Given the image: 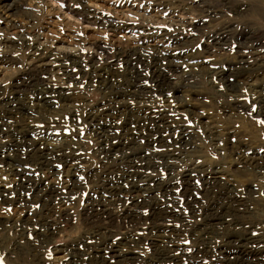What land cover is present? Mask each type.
<instances>
[{
	"label": "rangeland",
	"instance_id": "rangeland-1",
	"mask_svg": "<svg viewBox=\"0 0 264 264\" xmlns=\"http://www.w3.org/2000/svg\"><path fill=\"white\" fill-rule=\"evenodd\" d=\"M18 1L17 13L0 9V101L18 99L24 113L14 110L7 118L0 106V120L3 127L15 134L28 133L30 141L28 148L15 153L9 146L13 137L0 132V264H68L69 248L90 241L94 246L114 243L118 254L134 259L127 260L128 264L146 261L152 264L155 256L150 243L161 244L165 250L169 247V251L175 248L177 264H214L208 258L192 259L196 244L189 234L202 224V212L210 201L202 195L198 180L192 182L189 190L194 210L185 205L179 189L166 199L157 196L159 202L166 201L165 204L180 216L166 223L174 237L163 231L157 236L147 234L144 225L149 222L142 225L134 220L132 227L128 222L114 219V225L109 228L110 241L106 235L97 238L100 240L90 238L98 228L90 225V220L96 224L109 220L108 215L98 214L96 219L88 216L90 193H96L95 189L91 191L88 176H97L104 161H117L124 155L104 156L101 152L105 137L109 142L107 150L117 145L119 138L115 136L121 134L120 129L98 138L100 130L86 119L90 110L104 100L131 104L138 112L148 110L166 115L172 135L179 128L185 129L190 144L176 151L178 155L171 162L175 173L178 175L193 165L210 168L207 178L218 183L221 190L243 198L251 213L245 219L258 228L257 235L264 239V118L258 115L264 111V72L257 77L235 79L231 89L217 75L220 66L237 62L238 56L248 64H255L256 59L264 61V0H181L179 3L163 0L173 5L169 7L173 9L160 12L154 11L150 0ZM180 13L189 21L193 19L195 31L182 27L178 30L186 57L169 59L162 52L155 54L156 48L153 49V42L146 34L174 32L171 21ZM101 20H109L118 28L105 27ZM124 24L128 27L120 28ZM216 34L222 36L218 37L219 45L207 39ZM39 42L50 50L72 51L78 55L79 64L72 66L65 60L62 62L67 63L63 64L51 58V66L45 71L29 70L35 56L34 46ZM94 44H98L97 49ZM162 47L169 49L166 45ZM91 50L95 55L92 60L87 57ZM156 56L161 58L160 62ZM108 65H114L117 82H129L125 89L132 93L130 97L118 98L104 82L92 79L95 68L98 71ZM171 66H175V71H168ZM126 72H131L132 77L127 78ZM47 84L50 90L46 89ZM173 84L178 91H171ZM161 86L170 88L160 91ZM38 92L50 96L47 105L37 101ZM234 105L237 107H230ZM114 120L115 127L122 126L121 119ZM141 132L144 140L136 142L135 150L144 153L146 165L157 166L156 171H146L145 176L156 175L163 182L170 180L178 187V179H170L166 164L158 157L173 149L164 146L171 133H164L161 145L147 146L145 139L149 133ZM39 148L46 150L52 164L48 162L41 167L42 160L34 155L33 163L23 162ZM237 151L243 152L238 155ZM246 152L249 153L246 155ZM254 152L261 157L255 165L240 158L243 154L250 157ZM66 158L76 159L72 163H61V159ZM73 179L78 180L80 188L70 194ZM52 190L65 196L64 202L59 197L43 201L44 193ZM125 190L119 195L122 202L138 201L145 194ZM116 208L120 209L121 205ZM140 211L146 212L145 209ZM216 233L211 241L224 235L225 229L219 228ZM163 235L172 240H166ZM124 239L125 244H118ZM76 250L73 264H88L91 257L88 249L80 246ZM106 260L110 262L109 258Z\"/></svg>",
	"mask_w": 264,
	"mask_h": 264
},
{
	"label": "bare ground",
	"instance_id": "bare-ground-1",
	"mask_svg": "<svg viewBox=\"0 0 264 264\" xmlns=\"http://www.w3.org/2000/svg\"><path fill=\"white\" fill-rule=\"evenodd\" d=\"M17 1L16 0H0V9L4 11L5 13H17L18 12L17 9L20 5V4L18 5ZM174 1L176 3H179L181 0H174ZM150 4L153 7L154 11L155 10L156 11H159V10L168 11L172 8V7L171 8L169 7L173 6V5H169L168 3L166 4L165 1L163 2V0H150ZM174 18L175 20L172 19L171 21L172 23L170 22L171 26L174 28V32H167L163 35H159L156 33L154 34L153 32H150L148 35L146 34V37L150 39L151 42H153L152 47L153 49L156 48L154 50L155 54H159V52L160 53L162 52V54L165 55L169 59H182L186 56H184L185 54L182 51V46L184 43L180 39V36H179L180 34L178 33L179 32L178 30L180 29V27L193 30L194 29V26H192L193 19L192 21L190 20L191 21L190 22L186 18V16L184 17L182 14ZM112 23L109 22V20H101V24L104 25L105 27L117 29L118 26ZM126 27L128 26L125 24L120 26V28L122 29H125ZM211 36L212 35H209L207 39L212 41L213 45H219L218 43L220 40L219 38L222 36L219 37V35L217 34L212 36L214 38H212ZM165 45L169 46V49L167 47L165 49H163L164 47L160 48L161 46H165ZM94 48L97 49L98 44H94ZM34 49H35V52H34L35 56H34V60L32 59L33 60L32 63L29 64L30 65L29 70L45 71L47 67L51 66L50 65L51 58L52 59L55 58L57 62H62L65 60L68 63H70L72 66H76L79 64L78 55H74L73 52L70 50H66V49L64 50V49H59V48L56 50H50L41 43L40 44L37 43L34 46ZM205 50L209 51L208 48H205ZM92 54L93 52L91 50L89 51V55H87V57L90 60L95 58L94 54L93 56H91ZM156 57H157V61L160 62L161 58H159L158 56ZM256 60H255V64H248L245 62L242 56H238L237 62H234V63L228 62V64L220 66L221 69L219 72H217L218 79L224 82L226 86L229 89H231L233 86V81L237 78H241V77L250 78V77H257L258 75H262L264 72V61L258 60V59ZM67 62H64V63H67ZM174 69H175V66H171L168 68V71H171V70L175 71ZM93 73L95 74L92 75L94 76L92 79L99 81V82H104L106 88H111L115 92L118 98L130 97L132 95V93L129 90L125 89V87L128 86L129 82H126V83L117 82V75H116V70L114 69V65L113 66L108 65L107 67H105V69H101L98 71L95 68ZM126 75H127V78L132 77L131 72H126ZM46 87H47L46 89L50 90L48 84ZM169 88L170 87L168 86H161L160 91L163 89H165L166 91ZM262 90L264 91V87H262ZM171 91L176 92L178 91V88L175 87V85L173 84ZM45 93L46 92L37 93V98H38L37 101L43 106L47 105L48 102H50L49 100L50 96L45 95ZM17 101L19 100L18 99L17 100L2 99L0 101V106L4 108L5 110L4 115L7 116V118L10 117V115L12 114L14 110H18L19 113L20 112L24 113L23 112L24 108L22 109V105L20 103H17ZM126 104L120 102L119 100H116V101L104 100L100 102L96 107L92 108L90 112L87 114L86 119L88 123L90 125H93V127L94 126L97 127L100 130V135L98 138H100V136L101 137L108 136L110 133H107V132L109 131L111 132L114 129L121 130V134L119 136H115V138H119L118 143L115 146L113 145L111 147V150L106 149L109 142H107L108 141L107 139L105 140L106 137L103 138L101 152L104 153V156H109L111 153H120L122 155L124 154L122 158H120V160L110 161V162L104 161L101 166V171L94 178L92 177L93 175L88 176L89 183H91L90 185L91 191L93 189H95L96 191L95 194L92 191L93 195L90 193V200H89L90 204L88 203L89 205H87L89 207V209H87L88 216L90 217V219L92 218L96 219L98 214L108 215V217L106 218L109 220V222L105 221L106 223H102V224L101 223L96 224L95 221L90 220L89 221L90 225L98 226L95 232H93L91 235L89 234L90 238L92 240L93 239L100 240L97 238H100L101 236L104 237L106 235V237L110 241V239L112 238V232L109 231V228H111L114 225L113 221L115 220H121L122 222H128L129 224L134 222V220H137L139 224L149 222V224L144 225V229L146 230L147 234L157 236L161 231H163L165 232V234L172 236L173 232L169 233L171 231L168 230V225L166 223L172 222V220L174 219H179L180 216H178L177 213L174 212V209L171 208L169 205H167V203L165 204L166 201L159 202L160 200L159 201L157 200V196L160 195L161 199H166L168 196L173 195L175 190L179 189L181 195L184 197L185 205L189 209L191 208L192 210H194L193 207L195 206V204L193 203V200L191 199L189 190L191 188L190 187L191 184H193L192 182L195 180L196 181L198 180L200 181L201 186H202L201 188L202 191L200 190L202 195H204L207 198L209 197L210 201H208V203L206 204L207 206L204 208L202 212V215L204 216V218L201 219L203 220L202 224L200 223V226L197 227V230L193 229L191 230V233L189 234L190 236L192 235L195 241V244H196L194 246L195 249L193 252L194 255L192 256L193 257L192 259L196 260L201 257L208 258L214 264H264V239L259 234H258L259 236L257 235L258 230L256 229L258 228L255 229L254 227L255 225L253 226L250 222H248L245 219L251 213H250V209L246 205V202L243 200V198L241 199L239 197L231 195L230 193L226 191L221 190V187L218 185V183L216 184L215 182L209 180L207 178V173H209L210 168L207 169L202 166L193 165L189 168L182 170L178 175L177 173H175L176 171L174 167L171 165V162L174 161L178 155L176 154V151L182 150L183 148L189 146L190 144L189 133L185 129L179 128L177 133L172 135L173 134L172 126L169 124L168 120L166 119L165 117L166 115L161 114V113L148 112V110L147 111L144 110L143 112H138L134 109V107L132 108V106H130L131 104L130 105L128 104L126 105ZM230 107L236 108L237 106L234 105ZM258 115H262V117L264 118V111L259 112ZM112 116H114V118H112ZM114 119L116 120L121 119L120 121H122L121 122L122 126L115 127ZM3 125L4 123L2 124V121L0 120L1 134L6 137L7 136L13 137L12 138L13 141L9 144L10 149H12L13 152L16 153L19 151V149L21 150V149L29 147L28 144L30 140H28V133L15 134L16 132L9 131V129L3 127ZM141 130H146L149 133L147 138L145 139L147 146L148 145H151V146L161 145L162 142L164 141V133L165 132L171 133L170 135H168V139L166 138L167 139L166 141H168V143H166L164 146H166V149H167V146L173 147V149L170 151H166L164 153L158 154V157L160 160H162L166 164L165 169L168 175L170 176V179L171 180L173 178L178 179L179 181L178 187L177 186L175 187L173 182H170V180H168L167 182H163L156 175L155 176L153 175L145 176L146 171L147 172L149 170L150 172L156 171L157 166L155 165L150 166L151 164L146 165L143 162L144 153L142 154L141 152L136 151L137 149L135 150L136 142L141 138L144 140V136ZM164 146L162 147L164 148ZM236 150H237V147H236ZM45 152L46 150L43 151V149L41 150V148L35 149V151L33 150L30 153V158L24 160L23 162H26L27 164L33 163L32 156L34 155V157L37 156L39 159L42 160L41 167H43L44 165H48L49 164L48 162L51 163V160L48 159L49 157L47 158V154ZM242 152L243 151H237L236 154L239 155ZM248 153L246 152V155ZM254 153L255 154H252L250 157L243 154L240 158L247 163H251L255 165L258 163V161L261 160V157H259L258 153L256 152ZM22 158L23 157H21V159ZM75 159L76 158H74L73 160L70 158L61 159V163L62 162L72 163L75 161ZM76 162L78 161L76 160ZM107 164H112V165L107 166ZM127 185L128 187H123ZM69 188H70L69 189L70 194L71 192H74L73 190H75L76 188L79 189L80 185L78 183V180L73 179ZM125 188H129V190L131 189L133 191L134 190L144 191L145 193L144 197L138 201L131 200L129 202L128 201L122 202L120 200L119 195L120 193H122L123 189L125 190ZM26 190H28V187L26 188ZM70 194H67L66 196ZM102 194H105V196H102ZM94 195L96 196V198ZM107 195L113 200L108 198ZM53 197H59V199L63 202L66 199L65 196L61 197L57 192L52 190L48 193H44L43 201L47 202L50 200V198H53ZM46 202L43 203L44 206ZM117 205H121V208L120 209L116 208ZM139 209L140 210L145 209L146 212H142ZM138 217L139 219H137ZM250 218L248 219L250 220ZM24 223L28 225V222H24ZM41 226L44 227L45 225H41ZM190 228H192V226H190ZM219 228L225 229L224 235H220V237H218L217 240L215 239L216 241L214 240L211 241L212 236L218 235L216 231ZM263 233L264 231L262 232V234ZM163 238H165L168 241L172 240V238L170 237L167 238V236H164ZM90 242H85L79 246L77 245L78 244L77 243L75 246L69 248L68 253H69L70 259H69L68 264L74 263V259L76 258V254L78 253L76 249L77 247H80V246L86 250L88 249V252L90 253L91 257H88V264H108V263L109 264H123V263L128 264L127 260H134L129 257L127 259L123 258L120 254H118L116 252L118 250L114 249L115 246L113 245L114 243L112 242H108L107 244L100 243L101 244L100 246L90 245ZM125 243H126L125 239L120 243L118 242V244L120 245H123ZM150 246L152 247L151 248L152 254L155 256V259H153L154 262H152V264H177L178 263L179 258L176 256L177 250L175 248L173 251H169L168 249L169 247H167V250H165L164 248H162L161 244L150 243ZM107 258L110 259V262L106 260ZM144 264H150V263L146 261V263Z\"/></svg>",
	"mask_w": 264,
	"mask_h": 264
}]
</instances>
